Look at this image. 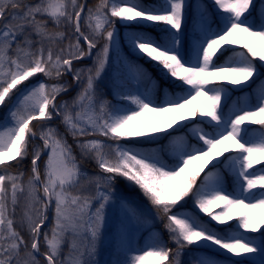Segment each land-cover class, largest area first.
I'll return each instance as SVG.
<instances>
[{
  "label": "snow or ice",
  "instance_id": "1",
  "mask_svg": "<svg viewBox=\"0 0 264 264\" xmlns=\"http://www.w3.org/2000/svg\"><path fill=\"white\" fill-rule=\"evenodd\" d=\"M117 20L160 29L159 39L132 32L127 42L135 55L178 81L179 92L165 90L157 103L151 92L123 90L122 76L139 81L147 73L120 54ZM94 50L93 67L74 68ZM113 52L114 94L127 106L111 104L97 90ZM259 67L264 0H212L211 11L199 0H99L91 7L87 0H0V107L8 108L0 121V264H102L99 248L109 228L115 255L103 264H147L149 257L155 264H183L193 245L239 258L231 264H264V81L254 105L245 100L224 108L227 85L250 86ZM66 74L80 90L70 102H58L70 87L60 82ZM38 75L50 82H33ZM148 113L165 119L146 120ZM56 118L79 158L50 126ZM161 135L168 139L163 149L121 143L155 144ZM162 150L176 158L173 164L161 158ZM82 159L93 160L99 174L83 171ZM196 161L203 164L189 171ZM221 169L232 175V191ZM118 177L139 187L175 249L154 238L142 254L128 255L130 225L149 219L117 196ZM189 196L207 223L181 210ZM50 209L54 224L44 232ZM211 222L227 228L217 232ZM189 264L220 262L194 252Z\"/></svg>",
  "mask_w": 264,
  "mask_h": 264
},
{
  "label": "rangeland",
  "instance_id": "2",
  "mask_svg": "<svg viewBox=\"0 0 264 264\" xmlns=\"http://www.w3.org/2000/svg\"><path fill=\"white\" fill-rule=\"evenodd\" d=\"M190 2L193 4H196L198 2V0H190ZM199 4L201 7L206 5L204 3V0H199ZM132 26H139V27H144V28L152 27L151 25H136V24L125 26V25L120 24L119 21L117 20L116 29H117V32L119 33V36H118L119 51H120V54L122 56L126 57L129 61H131L129 56H128L129 54H131L132 56H134L138 59L143 58V57H139V56L135 55L128 45L127 36L129 35V33H132ZM236 47L239 48V47H242V45H238ZM90 57L91 58H90L89 62H84L81 65H76L74 68H77V69L85 68L86 69V68L93 67L94 59H95V50L93 52V55ZM145 60L148 61L151 64V66H153L155 69L160 71V78L153 76L152 72L148 68H146L145 66L141 65L140 63H135V64L140 65L142 67V69L147 73V78L141 79L139 81H135V80L127 79L126 77H124V79L129 84L136 85L138 88L134 91H132L128 88H124L123 90H129V91H132L134 93L135 92H151L153 99L156 100L157 103L159 102V100L154 96L153 88L157 85V83L160 82L159 79H161V81L165 84H169V85L174 86L176 88V92L180 91V89L177 87V83H179L178 81H177V83H173L171 80H169L168 78H166L164 76L163 72L156 65L155 62H152L146 58H145ZM114 61H115V53L113 52L110 54L109 64L106 66L105 72L102 74L100 80L97 82V90H98V93H100L102 95V97L104 99H107L111 104H113V105L119 104V105L127 106L126 102L118 100L114 94V88L112 86V84L114 83L113 74L115 72L113 67L116 66ZM40 80H45V82H50V81H47L46 78H44L42 75H38L37 77H35L33 82L40 81ZM261 81H264V73L259 76L257 83L260 84ZM60 82L61 83L68 82L71 85V80H69L68 78L65 79V77H63V79ZM250 82H249V85H250ZM227 86L231 87L234 91L241 92L242 98H247V97L251 96V92L249 90L250 86H245V85L233 86L230 84ZM79 90H80V88L75 90L71 96H69V97H67V98H65L59 102H64V101L70 102L77 95ZM165 90H167L169 93H173L168 87H166L162 90L163 95H164ZM257 94H258V92H257ZM163 95H162V98H163ZM15 99L16 98H13V102H15ZM201 102H202L201 100H197L194 102V104H199ZM234 102L238 103L239 99H235ZM7 112H8V108L0 107V121H3ZM144 119L152 121V122H157V121L164 120L165 118L158 117L153 113H148V114H146ZM50 126L56 127L58 129V131L62 135L65 136V138L67 139V142L73 146L74 154L79 158L80 157L79 149L76 148L75 141L73 140L72 136L69 133H67V131H66L64 125L61 123L60 119L59 118L57 119V124L50 125ZM246 126L251 128V129L257 130L252 125H246ZM127 141L128 142L125 144H129V146L139 148V149H157V148L163 149L162 145H159V144L153 145V146H142V145H137V144L132 143V141L129 139H127ZM188 142H189V140H188ZM162 151L160 152L161 158L163 156ZM28 158L31 159V156H29ZM220 159H222V157ZM201 164H203V161L194 162L193 165L190 167L189 171H195L196 169H198L200 167ZM81 167H82L83 171L88 173L89 176H94V175L99 174V172L98 173L89 172L88 170H86V168L83 166L82 163H81ZM208 167H211V165H209ZM257 167H259V166H257ZM207 170H208V168H205L204 171H202L200 173H204ZM221 171H222L223 178H224V170L221 169ZM120 178L121 177H118L117 179H120ZM224 183H225V181H224ZM116 184H117V180L115 182V185ZM115 191H116V194L118 197H122L125 199L123 194L121 192L117 191V188L115 189ZM133 202L138 207H141L144 215H146L149 219V224H146L147 225L146 229H143V228L141 229V224L133 223L130 225L129 230H128L125 238H124L125 247L133 250V251L128 252V255L131 256V255H136V254H142V250L145 249V245L150 243V241L154 238L161 240L165 245H167V247H168L169 242L172 244L173 247H176V245L170 239L169 232L165 228L163 220H160L156 217L155 210L147 208L146 206L141 205L140 203L138 204V203H136L135 200H133ZM181 204L184 205V201H182ZM179 207H180V205H178V208ZM214 209H213L214 212H218ZM182 211L190 214V210H187L186 208ZM53 224H54V209H52V218H51V222H50L49 226L47 228H44L42 231H44V232L49 231V229L53 226ZM41 243L43 245V240L41 241ZM68 243H69V241L66 240L65 245H64L65 251H67ZM137 250H139V251H137ZM194 252L207 253L210 256H214L220 262V264H231V261L233 259H239L237 257H231V256H225L224 259L218 258L215 255L222 254V253L214 252L211 249H197L196 246L193 245V248H189V249H186L184 251V254L182 256L183 264L189 263L190 257H192V253H194ZM114 255H115V242H114V239L112 236L111 229L109 228L106 230V234H105L103 243H102L101 247L99 248L98 259L103 264L104 261L111 260L114 257ZM118 258L123 259L124 255L121 254ZM150 259L154 260V263H155V258L149 257L147 264H151Z\"/></svg>",
  "mask_w": 264,
  "mask_h": 264
},
{
  "label": "trees",
  "instance_id": "3",
  "mask_svg": "<svg viewBox=\"0 0 264 264\" xmlns=\"http://www.w3.org/2000/svg\"><path fill=\"white\" fill-rule=\"evenodd\" d=\"M97 2H99V0H89L88 1L89 4H95ZM143 2L146 3V4H149V2L147 0H143ZM155 2H156V0H150L151 4H153ZM205 2L208 5L209 10L211 11L212 10V0H205ZM133 30L137 31V32L144 31V32L148 33L149 35H151L154 39H159L160 36H161L160 29L153 28V27L149 28V29H143V28H140V27H133ZM129 57H130L131 61H134V62L137 61V59L134 58L133 56L129 55ZM139 61L143 65L148 66L150 71L153 73L154 76L159 77V71H157L152 66H150V64L148 62H146L145 59L142 58ZM260 68L264 71V67H260ZM113 69H114V71H116V67H114ZM121 78L123 79L124 87H127L130 90H135L137 88L136 86L128 84L127 81L124 80L123 76ZM256 86L257 85H255L254 88ZM169 87L175 93V88L172 87V86H169ZM162 88H163V83H158L156 85V87L153 89L155 96L158 97V100H160L161 97H162ZM250 102H251V104L254 105L256 103V98L253 97L250 100ZM231 105L232 104L230 102L226 106H224L225 111H227L228 108L231 107ZM256 127H258L259 130L261 128L260 125H256ZM158 140H159L158 144L162 145V147H164L165 145L168 144V139L164 135H161ZM189 140H190L189 141L190 144L196 143L194 140H191V139H189ZM121 142H126V139L122 140ZM140 145H144V146L148 145L149 146V145H152V144H140ZM162 154H163L162 159L165 162H167L169 164H173L175 162L176 158L173 155H171L167 150H163ZM13 163H15V162H13ZM83 163L86 165V168H88L90 171H92V172H98L99 171L98 168L96 167V164H95L94 161H92V160H83ZM22 166L25 169L26 173H28L30 171L31 165H30V161L29 160L26 161V162H23ZM203 175H204L203 173H200V177L197 179V186H199V184L201 182V178L203 177ZM224 180H225V184H226L227 188L230 191H232L233 190V177H232V175L229 174L228 172L224 171ZM117 185L121 186L122 193L124 194L126 200L131 205H133L140 213L144 214L141 211V209L136 204H134L132 202V200H135L136 203L139 202V203H141L144 206H147V207H149L151 209H154L153 206L150 204L149 200L143 195V193L139 189V187H137L134 184L128 182L126 179L117 180ZM184 204L186 205V208L189 209L192 214L196 215L202 222L207 223L209 221L210 218L206 214H202V213L199 212V210L195 206L193 197H191V196L187 197L186 198V202ZM182 208H185V206H182ZM216 210L219 211L220 209L217 208ZM229 223L232 224V225H235L236 221L233 220V221H230ZM209 226L214 228V230H216L217 232H222L225 228H227V224L220 225V224H217L215 222H211V224ZM257 239H259L258 235H257ZM168 247L172 248V249H175V247H173L170 243L168 244ZM191 248H193V247H191ZM219 258H222V257H219Z\"/></svg>",
  "mask_w": 264,
  "mask_h": 264
},
{
  "label": "water",
  "instance_id": "4",
  "mask_svg": "<svg viewBox=\"0 0 264 264\" xmlns=\"http://www.w3.org/2000/svg\"><path fill=\"white\" fill-rule=\"evenodd\" d=\"M85 59H87V58H84V59H82V60H85ZM79 61H81V60H79ZM48 220H49V219H48ZM48 220H47V222H48ZM47 222H46V223H47Z\"/></svg>",
  "mask_w": 264,
  "mask_h": 264
}]
</instances>
